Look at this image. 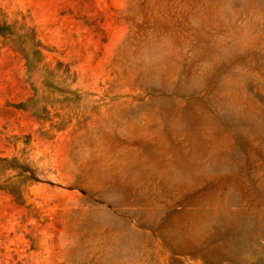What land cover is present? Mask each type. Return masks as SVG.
<instances>
[{
    "label": "rangeland",
    "instance_id": "374dc122",
    "mask_svg": "<svg viewBox=\"0 0 264 264\" xmlns=\"http://www.w3.org/2000/svg\"><path fill=\"white\" fill-rule=\"evenodd\" d=\"M0 264H264V0H0Z\"/></svg>",
    "mask_w": 264,
    "mask_h": 264
}]
</instances>
